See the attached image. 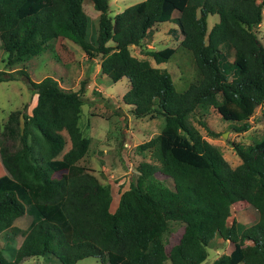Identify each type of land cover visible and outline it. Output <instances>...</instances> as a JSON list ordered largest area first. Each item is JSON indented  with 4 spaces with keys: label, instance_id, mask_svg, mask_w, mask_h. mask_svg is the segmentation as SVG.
I'll return each mask as SVG.
<instances>
[{
    "label": "trees",
    "instance_id": "trees-1",
    "mask_svg": "<svg viewBox=\"0 0 264 264\" xmlns=\"http://www.w3.org/2000/svg\"><path fill=\"white\" fill-rule=\"evenodd\" d=\"M91 1L99 11L92 31L83 0H0V48L7 63L28 59L51 39L66 37L88 58L99 57L101 71L113 81L128 78L122 99L135 116L157 111L165 123L156 136L137 144L151 160L138 163L135 180L111 211L110 184L79 162L90 143L78 124L85 80L78 89H65L51 75L33 80L23 68L0 70V81L19 74L38 92L32 114L21 125L20 111L12 110L0 136V232L23 237L12 260L0 252V264L43 255L62 264L88 256L102 264H165L167 259L199 264L216 236L232 247L210 264H264V136L248 144L232 140L241 158L232 167L190 120L195 111L203 115L213 106L232 131L250 128L247 102H264V42L257 31L264 0H139L115 13L110 0ZM215 13L209 27L208 17ZM165 21L182 33L179 46L191 50L198 72L183 90H177L168 70L131 53L130 45ZM143 51L162 62L176 47ZM199 122L208 128L204 119ZM66 135L70 145L64 149ZM57 171L60 176H53ZM156 172L164 176L159 179ZM237 200L257 210L251 225L229 221ZM24 213L30 222L22 228L14 221ZM172 221L181 222L183 231L167 250ZM247 238L254 243L245 254Z\"/></svg>",
    "mask_w": 264,
    "mask_h": 264
},
{
    "label": "rangeland",
    "instance_id": "rangeland-1",
    "mask_svg": "<svg viewBox=\"0 0 264 264\" xmlns=\"http://www.w3.org/2000/svg\"><path fill=\"white\" fill-rule=\"evenodd\" d=\"M137 1L139 0H111V10L114 12L120 2L122 10L125 6ZM83 8L89 16L90 30L92 31L97 27L99 12L93 7L91 0H83ZM217 17L216 13L209 15V26L217 20ZM174 26L175 24L169 21L155 24L153 32H149L148 36L141 40V43L130 45V49L136 57L146 58L152 65L168 70L177 90H183L190 80L198 76V72L191 50L184 45L179 46L182 33L180 30L172 31ZM257 31L264 42V15ZM165 46L176 47V51L167 61L157 62L143 51L145 48L159 49ZM6 59L7 53L0 48V70L15 72V70L23 68L28 71L33 80H40L45 75H51L60 79L61 84H59L65 89H78L82 80H85L81 92L84 102L81 106L78 124L82 134L89 136L91 140L86 154L79 162L96 172L100 171L97 174L98 177L103 182L110 184L113 194L110 209L113 210L116 198L129 186L131 181L135 180L138 174V163L141 160H151L149 151L137 149V144L160 132L165 123L164 116L157 111L145 116H135L130 111V106L122 99L124 92L130 86L128 78L123 76L119 80L113 81L101 71L99 57L87 58L81 47L66 37L51 39L44 50L28 59L12 64L7 63ZM37 95L38 92L31 91L19 74H17V78L0 81V136L12 110L20 111L21 125L23 119L32 114ZM247 105L250 108L248 120L251 122V126L248 130L239 133L231 130L229 121L225 120L213 106H210L203 115L195 111V114L190 116L191 122L199 129L202 136L220 148L223 157L232 167L240 163V157L231 144L232 140L248 144L264 136V117L262 115L264 103L251 105L250 102H247ZM229 107L235 113L238 111L240 115H243L234 104L230 103ZM199 118L204 119L207 127L216 134H211L208 128L199 122ZM69 145L70 141L66 135L64 149H67ZM101 164H105V166L101 168ZM2 171L0 165V174ZM55 174L59 176L61 171ZM155 175L159 179L164 176L160 172H156ZM231 212L229 221L234 217L247 225L253 223L257 215L255 208L244 200L234 202ZM29 220L30 216L24 214L15 221V224L26 227ZM182 231L183 224L181 222H171V231L167 234V250L179 240ZM22 238L21 235H14L10 231H1V254L12 260ZM253 243L254 241L249 238L244 240L245 254ZM231 247L232 245L227 239L223 240L221 236H216L208 247L207 257L199 264H210L215 257L222 252H228ZM20 264H61V262L55 256L43 255L28 257ZM76 264H102V262L99 258L89 256L79 259ZM165 264L172 263L167 259Z\"/></svg>",
    "mask_w": 264,
    "mask_h": 264
},
{
    "label": "crops",
    "instance_id": "crops-1",
    "mask_svg": "<svg viewBox=\"0 0 264 264\" xmlns=\"http://www.w3.org/2000/svg\"><path fill=\"white\" fill-rule=\"evenodd\" d=\"M110 1H111V0H110ZM123 1H124V0H123ZM92 4H93V3H92ZM121 7H122V6H121V2H120V3L116 6V10H115L114 12H112V13H115V12L121 11ZM110 8H111V3H110ZM98 12H99V11H98ZM263 15H264V8H263ZM172 23H173V22H172ZM208 26H209V24H208ZM210 26H211V25H210ZM210 26H209V27H210ZM132 45H133V44H132ZM82 51H83V50H82ZM83 52H84V51H83ZM87 58H88V56H87ZM91 59H92V58H91ZM99 63H100V61H99ZM100 68H101V66H100ZM105 74H106V73H105ZM106 75H107V74H106ZM107 76H108V75H107ZM58 80H59V83L61 84L60 79H58ZM263 103H264V102H262L261 104H263ZM261 104H259V105H261ZM128 105H129V104H128ZM81 106H82V105H81ZM129 106H130V105H129ZM90 140H91V139H90ZM89 144H90V143H89ZM88 148H89V147H88ZM85 154H86V153H85ZM85 154H84V155H85ZM83 157H84V156H83ZM83 157H82V158H83ZM82 158H81V159H82ZM240 162H241V158H240ZM238 164H239V163H238ZM101 165H102L101 168H103V167L105 166V164H101ZM1 167H2V166H1ZM89 169H90V168H89ZM91 171H92L93 173L95 172L94 174H96V175H97L98 173H100V171H99V172H98V171L96 172V171H94V170H92V169H91ZM2 172H3V171H2ZM57 172H58V171H57ZM55 173H56V172L53 173V176H58V175H56ZM99 175H100V174H99ZM59 176H60V175H59ZM97 176H98V175H97ZM98 178H99V177H98ZM99 179H100V178H99ZM100 180H101V179H100ZM101 181H102V180H101ZM102 182H103V181H102ZM129 185H130V183H129ZM128 187H129V186H128ZM128 187H127V188H128ZM127 188H126V189H127ZM124 190H125V189H124ZM111 194H112V192H111ZM119 197H120V195H119ZM119 197L116 198V204L114 205L113 210H114V209L116 208V206L118 205ZM112 198H113V194H112ZM112 201H113V200L111 199L109 209H110L111 206H112V205H111V204H112ZM235 202H236V201H235ZM248 203H249V202H248ZM249 204H250V203H249ZM232 206H233V204L231 205V209H232ZM252 207L255 208L254 206H252ZM110 210H111V209H110ZM113 210H111V211H113ZM255 210H256V209H255ZM256 212H257V210H256ZM24 214H27V213H24ZM24 214H22V215H24ZM22 215L18 216V217L15 219V221H16L18 218H21ZM231 215H232V212H231ZM231 215H230V217H231ZM29 216H30V215H29ZM233 218H234V217H233ZM233 218H232V219H233ZM234 219H235V218H234ZM256 219H257V215H256ZM256 219H255V221H256ZM236 220H237V219H236ZM15 221H14V223H15ZM237 221H239V220H237ZM255 221H254V222H255ZM29 222H30V220H29ZM29 222H28V224H29ZM230 222H231V221H230ZM240 222H241V221H240ZM254 222H253V223H254ZM242 223H243V222H242ZM28 224H27V225H28ZM244 224H245V223H244ZM251 224H252V223H251ZM251 224H249V225H251ZM16 225H17V224H16ZM246 225H247V224H246ZM18 226H19V225H18ZM26 227H27V226H26ZM22 228H25V227H22ZM32 257H34V256H32ZM88 257H89V256H88ZM78 260H79V259H78ZM78 260H77V261H78ZM77 261H76V262H77ZM240 263H243V262H240ZM240 263H238V264H240ZM61 264H62V263H61ZM75 264H76V263H75ZM243 264H244V263H243Z\"/></svg>",
    "mask_w": 264,
    "mask_h": 264
}]
</instances>
